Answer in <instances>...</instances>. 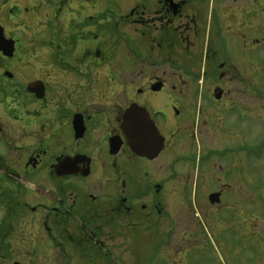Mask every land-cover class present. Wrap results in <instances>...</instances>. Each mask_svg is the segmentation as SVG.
<instances>
[{"label":"flooded vegetation","instance_id":"obj_1","mask_svg":"<svg viewBox=\"0 0 264 264\" xmlns=\"http://www.w3.org/2000/svg\"><path fill=\"white\" fill-rule=\"evenodd\" d=\"M263 129L264 0H0V264H194L206 223L264 247Z\"/></svg>","mask_w":264,"mask_h":264},{"label":"rangeland","instance_id":"obj_2","mask_svg":"<svg viewBox=\"0 0 264 264\" xmlns=\"http://www.w3.org/2000/svg\"><path fill=\"white\" fill-rule=\"evenodd\" d=\"M123 63L125 64V61ZM166 187L167 207L170 212H168L169 219L167 218L166 220L168 227L167 247H171L174 250L176 245L179 246V239L174 231V226L178 217L176 215L177 197L175 196L180 194L178 192L180 189L175 181L168 182ZM178 203L180 202L178 201ZM207 228L209 226L206 223L204 224L205 234L198 232L196 246L189 253L190 260L194 264H254L255 259L264 260V254L259 255V249L263 248L262 251L264 252V247H259L256 242H249L246 243L247 246H244V243L249 240L248 237L246 239H237L232 245L228 240L224 244L225 239L222 236V239H220L215 233L211 235L210 230ZM152 243L145 244V247L142 244L138 247H117L119 260L126 264H164L160 251H157V247ZM227 244L229 246L225 247ZM169 252L168 248L167 255ZM175 259L174 256L170 255V260L174 261Z\"/></svg>","mask_w":264,"mask_h":264},{"label":"water","instance_id":"obj_3","mask_svg":"<svg viewBox=\"0 0 264 264\" xmlns=\"http://www.w3.org/2000/svg\"><path fill=\"white\" fill-rule=\"evenodd\" d=\"M140 116L132 117L131 110H127L123 116L122 131L126 144L131 148L136 156L148 159L155 158L163 147V140L158 135L153 124L145 116L142 124L139 121ZM139 133L132 134L133 129Z\"/></svg>","mask_w":264,"mask_h":264}]
</instances>
